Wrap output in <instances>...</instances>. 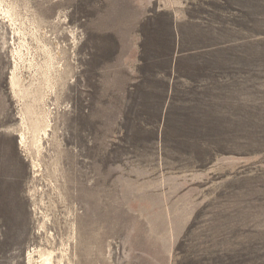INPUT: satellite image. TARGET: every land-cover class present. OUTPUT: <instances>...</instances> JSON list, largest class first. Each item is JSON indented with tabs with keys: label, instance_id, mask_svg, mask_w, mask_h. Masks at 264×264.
<instances>
[{
	"label": "rangeland",
	"instance_id": "obj_1",
	"mask_svg": "<svg viewBox=\"0 0 264 264\" xmlns=\"http://www.w3.org/2000/svg\"><path fill=\"white\" fill-rule=\"evenodd\" d=\"M5 1L0 264H264V0Z\"/></svg>",
	"mask_w": 264,
	"mask_h": 264
},
{
	"label": "bare ground",
	"instance_id": "obj_2",
	"mask_svg": "<svg viewBox=\"0 0 264 264\" xmlns=\"http://www.w3.org/2000/svg\"><path fill=\"white\" fill-rule=\"evenodd\" d=\"M24 7H27L30 3V0H23ZM19 5L16 3L7 2L5 0H0V17L2 23H5V20L9 23L10 26H15L16 23L21 18L20 11H18ZM57 57L53 56L50 51H45V62L43 67L40 66L39 70V82L37 85L29 84V86H25L23 83V79L21 77L16 76L15 74L11 75L10 78V86L17 97L20 99L31 98L30 102L25 104L27 109L29 110H42L46 106L45 103V95L49 91V93L53 92V89L56 85V77H60V68L54 70V65L57 64ZM59 69V70H58ZM55 90V89H54ZM25 109V108H24ZM26 109V110H27ZM35 116L34 119V127L31 131L33 137V145L38 147L39 134L43 131V129L47 125V119L43 115L36 111L33 112ZM23 121V118L21 119ZM38 141V142H37ZM20 144H24V136L20 134ZM39 255L40 262L39 264H52V256L51 254H40L39 252H34ZM28 264L34 263L33 254L29 253L27 257Z\"/></svg>",
	"mask_w": 264,
	"mask_h": 264
}]
</instances>
